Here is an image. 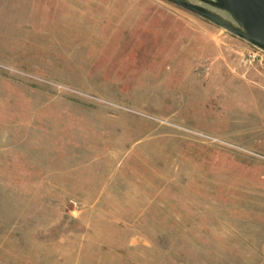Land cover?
I'll return each mask as SVG.
<instances>
[{"label":"rangeland","instance_id":"1","mask_svg":"<svg viewBox=\"0 0 264 264\" xmlns=\"http://www.w3.org/2000/svg\"><path fill=\"white\" fill-rule=\"evenodd\" d=\"M175 1L0 0V264H264V48Z\"/></svg>","mask_w":264,"mask_h":264},{"label":"water","instance_id":"2","mask_svg":"<svg viewBox=\"0 0 264 264\" xmlns=\"http://www.w3.org/2000/svg\"><path fill=\"white\" fill-rule=\"evenodd\" d=\"M223 1L242 20L245 27L253 34L257 42L264 48V0ZM176 2L197 12V10L191 5L179 1Z\"/></svg>","mask_w":264,"mask_h":264},{"label":"trees","instance_id":"3","mask_svg":"<svg viewBox=\"0 0 264 264\" xmlns=\"http://www.w3.org/2000/svg\"><path fill=\"white\" fill-rule=\"evenodd\" d=\"M169 1H172V2H175V3H177L175 0H169Z\"/></svg>","mask_w":264,"mask_h":264}]
</instances>
